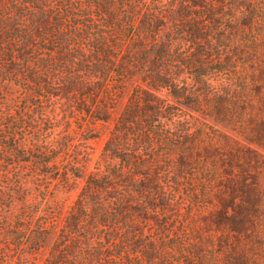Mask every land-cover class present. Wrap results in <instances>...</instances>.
Segmentation results:
<instances>
[{"label": "trees", "instance_id": "obj_1", "mask_svg": "<svg viewBox=\"0 0 264 264\" xmlns=\"http://www.w3.org/2000/svg\"><path fill=\"white\" fill-rule=\"evenodd\" d=\"M12 91L0 264L41 248L43 264H264V0H0V92ZM124 92L84 175L53 105L86 110L89 141ZM79 177L49 226L47 196Z\"/></svg>", "mask_w": 264, "mask_h": 264}, {"label": "rangeland", "instance_id": "obj_2", "mask_svg": "<svg viewBox=\"0 0 264 264\" xmlns=\"http://www.w3.org/2000/svg\"><path fill=\"white\" fill-rule=\"evenodd\" d=\"M186 8L193 10V8L190 5H188V2ZM13 94H14L13 91L12 93L0 92V102H3V104H6L8 106H13L14 105ZM126 95L127 92H124L120 97H118L117 99L118 102L116 103L114 110L111 112L110 116L107 119L96 121L95 123L96 125L94 126V128L95 131L97 132V136L89 141L83 140V134H85V132L82 131L83 129L78 127V126H83V128H87L90 125V124L88 125V115L86 110H80V108H78L76 105L70 106L69 102L62 99L58 100L59 103H55L53 105L56 113V118L59 120L57 123L58 125L57 132L67 129L68 130L67 132L75 136L74 144H77V147H75L71 153L78 156V158L80 159L81 169L84 175L89 171H96L95 167L97 166V161L100 159V153L103 144L109 134V130L113 125V121L117 116L120 107L123 105V103L126 100ZM54 100L56 99L54 98ZM66 120H68L70 124L65 123ZM260 166H261V177L263 178L264 181V161ZM22 170L26 172L24 174H29L28 171L30 169L28 166L23 165ZM15 172L16 170H14V173ZM83 184H84L83 177L73 178L69 186L65 188L59 187L58 189H56L53 196L52 195L47 196L48 204L56 207L54 215L52 219H50L51 220L50 223H48L49 226H54V227L59 226L65 211L72 204L73 200L80 192ZM28 187H31V192H32V196L28 197V203H36V201H38L40 197L36 195L37 193L33 189L32 184L28 185ZM19 206L20 204L18 202H15L13 204L12 211L16 212ZM45 252L46 250L44 248H41L37 252L26 254V259L21 264H43V258L45 256ZM15 263H17L16 259L13 260L12 264Z\"/></svg>", "mask_w": 264, "mask_h": 264}]
</instances>
